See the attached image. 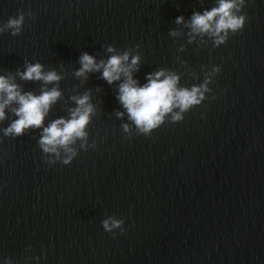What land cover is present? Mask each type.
I'll use <instances>...</instances> for the list:
<instances>
[{"label": "water", "instance_id": "1", "mask_svg": "<svg viewBox=\"0 0 264 264\" xmlns=\"http://www.w3.org/2000/svg\"><path fill=\"white\" fill-rule=\"evenodd\" d=\"M215 4L0 0V25L21 10L34 17L21 35H0V75L28 61L65 76L64 99L46 125L68 118L66 102L75 107L70 97L88 89L99 113L88 129L97 147L80 149L70 166L46 162L42 130L3 136L10 113L0 125V264H264V0H247L245 28L220 48L168 34L181 27L177 17L188 20ZM105 45L134 53L139 45L134 78L141 86L164 68L191 88L203 83L205 68L219 66L210 85L216 99L209 93L182 123L169 121L150 138H128L121 125L130 122L113 114L124 111L119 82L110 86L102 73L82 82L73 74L84 52L107 59ZM17 83L36 94L42 86ZM110 216L123 219L126 231L106 232L102 221Z\"/></svg>", "mask_w": 264, "mask_h": 264}, {"label": "clouds", "instance_id": "2", "mask_svg": "<svg viewBox=\"0 0 264 264\" xmlns=\"http://www.w3.org/2000/svg\"><path fill=\"white\" fill-rule=\"evenodd\" d=\"M201 6L204 0H200ZM247 0H216L215 6L203 13L195 11L190 19L183 16L177 17L175 24L181 26L178 30L169 31V36L179 40L185 35L188 44L199 41L206 45L212 41L215 48L226 45L230 38L242 31L247 23V15L242 14ZM26 18H33L29 10H21L16 17H10L6 23L0 25V35L10 32L13 37L22 34ZM184 29H188L187 33ZM134 53L131 48L120 51L112 45H105L107 59H97L96 56L84 52L79 57V69L74 71V76L82 82H87L91 74L102 73L101 79L110 86L119 82L117 100L124 111L116 110L114 115L120 120L130 123L121 125L128 138L135 135L152 137L153 133L165 123H182L185 115L194 108L204 104L208 94L213 93L210 87L214 78L221 72L219 66H211V71L204 69V81L191 88L181 85L182 75L170 69L161 68L146 76L147 83L141 86L134 78L142 66V56L139 45ZM186 46L181 45L179 52H184ZM179 60L180 58L177 57ZM182 63L185 64L186 62ZM63 70V65L61 66ZM193 77L199 78L196 73ZM23 82L40 83L39 94L25 91ZM65 79L56 70H48L39 62L33 64L25 61L23 70L17 69L15 74L0 75V125L10 119L8 127L2 128L3 136L9 138L23 137L33 130L40 131L38 145L42 149L46 162L49 165L62 163L70 166L78 157L79 150L95 149V143H89V127L93 117L99 115L93 103V90L88 89L83 94L72 95L71 103L75 107L66 106L64 111L68 118L60 117L47 123L46 120L57 103L64 99L60 88ZM101 93V88H96ZM212 99H216L213 93ZM135 128V133L133 132ZM3 140L0 139V144ZM77 145L79 147H77ZM125 221L115 216H110L102 221L104 230L115 236L116 230L125 232ZM38 260L39 257H36ZM6 264H12L9 258Z\"/></svg>", "mask_w": 264, "mask_h": 264}]
</instances>
